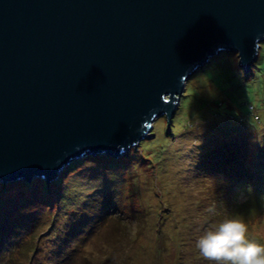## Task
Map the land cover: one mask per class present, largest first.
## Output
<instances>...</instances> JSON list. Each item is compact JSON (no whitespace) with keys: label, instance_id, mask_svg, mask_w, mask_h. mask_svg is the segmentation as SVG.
Here are the masks:
<instances>
[{"label":"water","instance_id":"obj_1","mask_svg":"<svg viewBox=\"0 0 264 264\" xmlns=\"http://www.w3.org/2000/svg\"><path fill=\"white\" fill-rule=\"evenodd\" d=\"M264 0H0V184L118 158L221 53L249 72Z\"/></svg>","mask_w":264,"mask_h":264},{"label":"rangeland","instance_id":"obj_2","mask_svg":"<svg viewBox=\"0 0 264 264\" xmlns=\"http://www.w3.org/2000/svg\"><path fill=\"white\" fill-rule=\"evenodd\" d=\"M166 125L156 119L136 151L86 157L50 184L28 183L52 201L20 221L24 247L3 248L0 264H225L205 259L197 241L229 218L264 246V168L241 171L232 158L243 142L264 148V41L247 73L234 53L195 72ZM23 185H0V210L26 201Z\"/></svg>","mask_w":264,"mask_h":264},{"label":"trees","instance_id":"obj_3","mask_svg":"<svg viewBox=\"0 0 264 264\" xmlns=\"http://www.w3.org/2000/svg\"><path fill=\"white\" fill-rule=\"evenodd\" d=\"M198 102H200V101L197 99V103ZM201 102H203V101H201ZM202 104L205 107L206 104H204V103H202ZM216 115L221 116L220 114L218 115L217 113H216ZM244 133L245 132L243 131V134ZM244 135L247 136V134H244ZM219 144L222 145L221 143H219ZM254 144L255 143L249 145V141L247 142V144H245L243 142V144L241 146H239L237 151L233 154L234 157L232 156V158H234V161L237 163L239 170L242 171V169H244L245 171H249L252 173L253 169L256 170L257 164H259L261 166V169L264 168V148H261L260 146L257 147ZM225 145H227V144H225ZM243 145H245L246 147H243ZM252 146H255V148H253ZM227 147H228V145L225 146L223 150L218 151L219 152V162H221V163H222V159H223L222 155L225 156L226 153H228V155L231 153L230 151L227 152L228 151ZM222 148H223V145L221 146V149ZM227 159L230 160V156H228ZM259 165H258V167H259ZM70 166H71V164L69 165V167ZM63 176H64V174H63ZM260 176L262 179L260 181H258L256 184L257 185L261 184L262 186H264V172L263 171L260 172ZM244 180H246V179H244ZM36 181L44 183V181L38 180V179H34L31 182L34 183ZM0 185H2V184H0ZM8 185L9 184H7V186ZM10 185L11 186H17V187H20L21 185H23L24 190H26V192H27V195H26L27 199H26V201H25V199L21 200V203L15 202L14 204H9L10 209L7 211L0 210V221L4 222L2 225L4 228H2V227L1 228H2V231L5 232V234H7L6 239H4L0 244V255L4 253L3 248H7L8 250L10 249V247H12V248L16 247L17 249H20V250L23 249V247H24L23 243H24L26 236H24L22 238L19 236L20 231L18 230V228H20V226H19L21 224L20 221L24 220V218L30 217L34 213V211L38 210V206L40 204L42 205L44 203H49V201H52L51 200L52 199V193H51L50 189H46L45 192H43L44 193L43 196H38L39 190L33 189V187L29 186L28 183H26V185H25L24 182L19 181V182H15L12 184L10 183ZM5 186L6 185H3V187H5ZM39 186L41 187L42 184H40ZM27 196H30V197H27ZM36 216H37V214H36ZM34 218L37 219V217H35V216H34ZM5 242H6V244H5ZM0 261H1V258H0Z\"/></svg>","mask_w":264,"mask_h":264},{"label":"clouds","instance_id":"obj_4","mask_svg":"<svg viewBox=\"0 0 264 264\" xmlns=\"http://www.w3.org/2000/svg\"><path fill=\"white\" fill-rule=\"evenodd\" d=\"M247 225L229 218L208 230L197 241L200 254L208 260L225 264H264V246L246 239Z\"/></svg>","mask_w":264,"mask_h":264}]
</instances>
